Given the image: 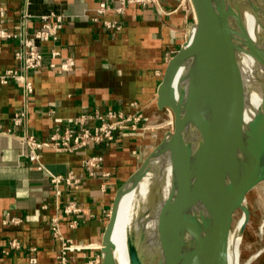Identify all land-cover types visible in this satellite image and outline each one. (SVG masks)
I'll return each instance as SVG.
<instances>
[{
	"label": "crops",
	"instance_id": "crops-1",
	"mask_svg": "<svg viewBox=\"0 0 264 264\" xmlns=\"http://www.w3.org/2000/svg\"><path fill=\"white\" fill-rule=\"evenodd\" d=\"M100 2L118 4L117 0H0L2 25L20 32L16 39L0 41V75L7 69L24 73L15 52L24 47L25 38L44 55L41 67L26 73L33 85L31 93H25L18 79H0V264H58L60 242L51 235L54 215L59 216L66 237L90 245L69 251L68 263L101 264V242L114 193L152 150L149 147L166 133L152 131L155 127L151 123L162 119L164 113L156 105L157 88L166 62L188 35L194 21L192 11L185 0H159V5H130L122 13L98 15L95 9ZM48 13L63 16L57 39L34 38V31L43 22L41 16ZM105 19L117 20L121 28H104ZM52 48L60 52L54 58ZM66 58L74 62L69 71L49 66L51 62L57 66ZM175 70L173 62L169 78L173 79ZM21 109L26 110V117L16 125L12 117ZM137 109L141 110L139 125L145 128H126L112 141L73 152L40 149L42 167L22 155L28 150L20 140L24 133L43 140L83 113L112 110L127 114ZM90 154L103 157L92 176L82 165V159ZM68 171L81 180L74 185L63 183L56 202L50 172ZM131 198V193L125 194L119 206L129 211ZM68 201L75 202L81 212L65 215L62 207ZM7 215L22 221L16 226L4 224ZM69 218L77 220L75 227L68 225ZM11 238L21 242L19 249L9 247ZM111 239L116 259L128 264L125 236L118 223H114ZM31 256L35 261L30 263Z\"/></svg>",
	"mask_w": 264,
	"mask_h": 264
},
{
	"label": "water",
	"instance_id": "water-1",
	"mask_svg": "<svg viewBox=\"0 0 264 264\" xmlns=\"http://www.w3.org/2000/svg\"><path fill=\"white\" fill-rule=\"evenodd\" d=\"M188 1L194 21L166 62L157 88L156 105L171 112L172 127L117 187L102 237L101 264H117L111 232L120 195L163 160L170 165L172 186L157 208L179 190L173 264H228L230 233L242 264L241 243L251 223L248 195L264 181V0ZM246 15L253 18L252 31ZM178 59L182 75L176 94L169 68ZM154 217L159 237L166 225L155 211ZM157 237L145 236V264H159L151 247ZM128 262L139 264L132 257Z\"/></svg>",
	"mask_w": 264,
	"mask_h": 264
},
{
	"label": "built area",
	"instance_id": "built-area-1",
	"mask_svg": "<svg viewBox=\"0 0 264 264\" xmlns=\"http://www.w3.org/2000/svg\"><path fill=\"white\" fill-rule=\"evenodd\" d=\"M117 3V5L112 6L105 2H100L95 11L98 15H103L108 11L122 13L130 5L143 7L148 5H159V0H117ZM41 18L43 21L42 25L39 29L34 31L33 37L43 41H53L57 39L58 32L63 25V16L61 14L48 13L43 14ZM94 20H97V17H94ZM102 24L106 29L119 30L121 28V24L117 20L105 19ZM19 36L20 32L5 28L0 19V41L5 39H16ZM50 54L51 57L54 58L58 56L60 52L52 48ZM15 56L21 61L24 73H18L15 69H7L0 75V79L2 81L12 78L18 79L22 83L25 93L29 94L33 91V85L27 78L26 73L41 67L44 57L43 52L30 38H25L24 47L21 50H17ZM73 64L72 58H66L61 60L57 66L55 62H51L49 66L57 67L59 71H69ZM25 117V109L17 110L12 117L13 123L19 125ZM140 119L141 113L139 109L127 114L112 110H108L105 113H83L71 119L67 126L55 129L46 139L39 140L31 133H24L21 135V142L28 147V150L24 151L22 155L30 161H36L39 167H42L43 164L40 161L39 153L40 149L48 148L56 152H73L86 149L103 141H112L119 132L126 128L132 130L145 128V126L139 125ZM92 120L96 121L93 125L90 124ZM0 132H3L1 123ZM102 160L103 157L100 154H90L82 159V165L87 173L92 176L100 167ZM104 174L106 175L107 172H104ZM80 180L81 178L72 171H68L64 174L50 172V182L55 201L58 202L60 200L62 194L61 185L63 183L74 185L78 184ZM62 210L68 217L81 212V208L73 201H68L62 207ZM21 221V218L16 215H7L3 223L16 226L20 224ZM68 225L70 227H75L77 225V220L75 218H69ZM51 235L60 242V249L57 254L58 264H69L67 259L69 251L90 247V245L76 243L66 237L60 229V218L58 215H54L51 218ZM8 244L10 248L14 249H19L21 247V242L17 238H11ZM30 249L35 250V247H31ZM34 261L35 257L31 256L29 262L31 263Z\"/></svg>",
	"mask_w": 264,
	"mask_h": 264
},
{
	"label": "bare ground",
	"instance_id": "bare-ground-1",
	"mask_svg": "<svg viewBox=\"0 0 264 264\" xmlns=\"http://www.w3.org/2000/svg\"><path fill=\"white\" fill-rule=\"evenodd\" d=\"M246 22L249 30L252 31L254 24L253 18L249 15H246ZM175 64L176 70L173 79H171V76L169 79L172 92L177 94L182 75V67L180 65L179 59L174 62V65ZM171 186L172 175L170 165L167 161L163 160L151 171L144 172L139 179L134 181L128 187V189L120 195L114 223L119 224L120 230L125 236L128 264L129 257H132L135 260H139V264H145L141 257V249L145 242V236H158V226L154 217V211L158 215V217H160L162 223L166 225V229L152 243V252L157 255L159 264H173L172 233L176 208L178 204L179 190H176L173 197L167 204L159 209L156 206L157 202L167 196ZM127 193H131L132 197L130 201L129 211H127L121 205L119 206L122 197ZM262 206L264 208V198ZM242 220L243 217L241 215V217L237 221L236 228L239 227ZM261 227H264V219ZM233 240L234 234L230 233L225 247L228 264H238L237 240ZM112 245L115 261L117 264H121V262L116 259L113 242Z\"/></svg>",
	"mask_w": 264,
	"mask_h": 264
},
{
	"label": "rangeland",
	"instance_id": "rangeland-1",
	"mask_svg": "<svg viewBox=\"0 0 264 264\" xmlns=\"http://www.w3.org/2000/svg\"><path fill=\"white\" fill-rule=\"evenodd\" d=\"M185 2L188 9L192 11L189 1L185 0ZM191 13L194 16L193 12ZM170 56L171 55H168L167 59ZM163 111L162 119H155V122L151 123L155 127L152 131H158L160 135L164 134L165 131L170 130L172 127L171 112L167 108H164ZM153 146L154 144L149 147V150H151ZM263 198L264 181L258 185L257 190L256 188L253 189L248 195V204L251 210V223L246 228L241 243L242 255L240 261L242 264H264V227H261L264 219V208L262 206ZM238 216L239 214L236 215L232 228L234 227Z\"/></svg>",
	"mask_w": 264,
	"mask_h": 264
}]
</instances>
